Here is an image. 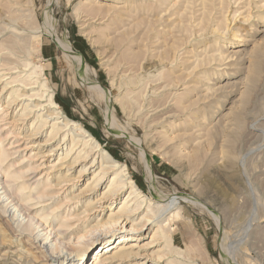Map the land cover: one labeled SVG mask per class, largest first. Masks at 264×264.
Listing matches in <instances>:
<instances>
[{"label":"rangeland","instance_id":"rangeland-1","mask_svg":"<svg viewBox=\"0 0 264 264\" xmlns=\"http://www.w3.org/2000/svg\"><path fill=\"white\" fill-rule=\"evenodd\" d=\"M50 95L145 199L94 242L130 191L95 181L96 150L63 159L72 132L37 129L43 108L23 104ZM5 151L1 181L25 176L0 201V264H50L37 231L67 244L65 264L120 239L133 255L100 264H264V0H0V165Z\"/></svg>","mask_w":264,"mask_h":264},{"label":"bare ground","instance_id":"bare-ground-1","mask_svg":"<svg viewBox=\"0 0 264 264\" xmlns=\"http://www.w3.org/2000/svg\"><path fill=\"white\" fill-rule=\"evenodd\" d=\"M168 1L169 0H167V2ZM156 2H157V0H156ZM62 47L67 52L72 53V51H71L72 48L70 49L68 44L67 45L63 44ZM73 57H76V56L73 55ZM92 85H93V83H92ZM42 87L45 88L46 87L45 84H43ZM95 87H97V86H95ZM11 94L14 95V91L10 92V95ZM48 102H49L48 105H42L40 103H37L36 105L31 106V108H30V106L23 104V110L25 112L26 111L32 112V110L34 108H38V107L43 108V109H40V111L41 110H43V111L47 110L46 113H44V114L40 113V111L36 114V116H37L36 121H38L39 119H42L41 122L39 123L37 129H41V128L45 127L46 125H48L49 123H51L52 121H54L53 124L50 125L52 127V130H51V133H50L51 137L52 136H54V137L57 136L61 131H64V129H67V130H65L63 133L72 132V138H71L72 145H71L70 151L68 153L66 152L67 154H66V156L63 159H68L69 156L71 155V153L74 150L78 151V150H76V148L79 145H80V147L78 149H80L81 147H84V148H83V150H81L78 153H76L77 155H76V158L74 159L73 163H76L81 158H84V159L88 158L90 153H93L96 150L95 153L100 154V156L102 158V161H101V165H100V170L95 175V176H98L95 179V181L97 183H100L107 173L112 172V173H114V176L111 178V182L109 184V191L107 192V194L112 197V196L118 194L119 192H123L126 189L130 191L129 196L121 204V207L118 209V212L109 216L108 223L103 225V226H99V224H98L97 228L95 227V229L91 232L90 235H94L95 236V237L93 236L94 240H92L94 242V241H96L95 240L96 236L101 234V232H104L105 230L107 231L109 229H110V231L111 230H115L114 227H116L118 225V223L122 220L121 219L122 217L125 218L124 221H130V223H131L133 221V218H134V213L137 212V210H140L142 204L145 203V199L141 200L142 199L141 198V192L139 191L136 183L129 176V172H128L126 166L120 164L108 152L103 150L101 148V145L99 144V142L96 141L95 138L91 134H89L88 131L83 129L76 122H74V121L70 120L69 118L65 117L63 115V113L60 111V107H59L58 103L54 100L53 95L49 96ZM45 106H48V107L46 108ZM21 116H25V115L23 114ZM73 128H75L77 131H79L78 134L75 135V133L73 132L74 131ZM73 133H74V135H73ZM65 138H66V136L64 137V140H65ZM85 149H87V151H85V154H82ZM4 155H5L4 156L5 159L3 158V161H2V163L0 165V174L2 173V164L4 163V161L10 155H12V153H9V152L5 151ZM83 155H85V156H83ZM82 161H84V160H82ZM71 169H72V166L69 167L68 170H71ZM24 176L25 175H23V174L17 173L14 176H11L8 181L5 180L6 183L5 182L3 183L1 181V179H0V201H2L4 203L8 202L9 198L11 197V196L10 197L8 196L10 194L9 191L16 188L13 182H16L17 179L23 178ZM64 181H67V180L64 179ZM26 185H29V186L27 187ZM97 185L98 184H96L95 186H97ZM23 186L24 187L21 189V191L25 190L27 188H30L31 184H29V183L27 184L26 183ZM13 194L14 193H12L11 195H13ZM107 194H105V195H107ZM131 196H133V198L131 200H128ZM111 197H109V198H111ZM105 199H106V196H105ZM134 200H137L136 201L137 206L135 208H130L131 206H129L130 205L129 203L131 201H134ZM3 206L7 208L8 204H4ZM13 208H14L13 209L14 210V214L16 212L19 213L21 211V209H22V205H15ZM159 208L160 207L157 206V209H159ZM25 210H27V208ZM87 210L88 211H92V208H88ZM8 213H10V212L8 211ZM178 214H179V212H178ZM26 219L27 220H24V218H23V220L20 221L19 226L21 228H23V229H25L27 231H32V232H33L34 229H39V228H34L35 224H34L32 216H30L28 214ZM131 226L133 227V229L134 228L136 229L135 224L134 225L132 224ZM137 231H139V230H137ZM157 231H156V233H154L152 235V239H155V238H157L160 235H162V236L163 235H165V236L167 235L165 230L162 231V232H159V231L157 232ZM59 233L63 234L64 236L66 235L65 232H59ZM35 235L37 236V239L41 238L43 240V244L44 245L42 247L45 248L46 254H51V252L49 253L50 250L52 251V253H54V254H52L50 256L48 255V257L51 259L49 261V262H51L50 264H55V263H58V262H59V264H65V262H67V260H68V256L72 257L73 253L71 252V250L69 249L67 244L65 245V243L62 240H59L58 238L55 239L54 237H53L54 239L52 237L50 238V234L47 235L46 232L43 233L42 231H37ZM82 240H83V238L79 239V241H82ZM168 240L170 241V239L167 238V241ZM44 241H45V243H44ZM124 242H125V240H121L120 239L119 242H118L119 245H115L114 244L115 247L113 246L114 248L112 250H110L108 248V246L101 248L100 252L96 256L93 264H100V263H103V261H106V260H111L112 261L113 259H119L120 261L128 260L133 255V251H131L130 249L127 250L124 247L120 248V246L122 244H124ZM167 244H168V242H167ZM118 247L120 249L118 251H116V252H113L114 249L118 248ZM89 249H91V247L88 248L86 246V243H84L83 246L81 247L80 252H78V254L76 255V257H78V260H77L76 264H78L80 261L85 259V256H86L87 252L89 251ZM103 250H106V253L102 254ZM69 251L71 252V254H69V253L67 254V252H69ZM64 253H66L65 256H64ZM100 254H102V255H100ZM45 257H47V255ZM69 262H71V264H74V260H70Z\"/></svg>","mask_w":264,"mask_h":264}]
</instances>
